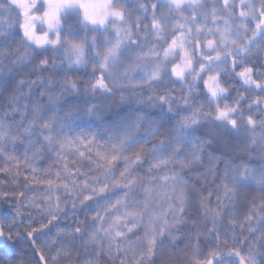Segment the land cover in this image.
Segmentation results:
<instances>
[{
  "label": "clouds",
  "instance_id": "clouds-1",
  "mask_svg": "<svg viewBox=\"0 0 264 264\" xmlns=\"http://www.w3.org/2000/svg\"><path fill=\"white\" fill-rule=\"evenodd\" d=\"M0 264H264V0H0Z\"/></svg>",
  "mask_w": 264,
  "mask_h": 264
}]
</instances>
